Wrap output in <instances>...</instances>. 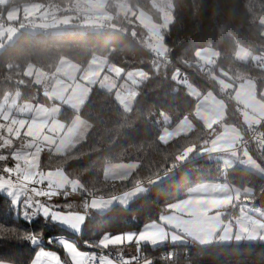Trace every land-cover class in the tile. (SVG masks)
Returning a JSON list of instances; mask_svg holds the SVG:
<instances>
[{
	"label": "trees",
	"instance_id": "16d2710c",
	"mask_svg": "<svg viewBox=\"0 0 264 264\" xmlns=\"http://www.w3.org/2000/svg\"><path fill=\"white\" fill-rule=\"evenodd\" d=\"M0 1L5 19L10 8L35 4L40 6L41 12L47 10L50 14L72 16L74 25V28H64L60 32H53L55 27H47L51 30L50 35L44 31L34 33L26 28L19 32L12 43L0 49V103L13 101L16 95H20L18 104L35 100L36 103L47 102L42 93L48 90L34 83L28 69L33 67L52 77L61 59L78 64L82 70L96 59H103L108 66L117 67L123 72V76L119 77L122 81L131 71L144 72V79L138 86V95L130 110L120 105L115 89L109 91L95 84L79 112L90 124L85 141L62 155L47 148L40 151L38 171L64 172L68 180L76 182V192L83 200L89 195L114 197L136 185L150 187L146 194L132 200L127 206L117 205L103 214L84 207L86 220L80 239L82 242L94 249H103L99 242L105 235L138 233L149 223L158 221L174 202L186 197L189 188L203 182L227 181L240 191V196L246 199L248 205L264 209V176L258 174L250 164L243 166L239 163L226 170L221 161L197 157V152L208 139V130L200 122L196 121V128L187 136L167 144L160 141L162 128L172 127L184 117H191L196 109L197 98L189 92L186 79L201 93L217 87L211 76H202L197 72L194 55L197 49L211 47L219 52L212 73L222 69L231 81L252 78L259 90L263 88L264 68L253 61L239 60L238 54L240 49L249 51L251 55L264 53V0H171L174 22L163 30L167 53L161 58L146 46L148 36L146 30L136 22V15H122L120 11L126 7L144 9L160 22L161 15L154 8L152 0L107 1V11L116 14L111 25L123 28L125 34L109 29L81 31V27L75 26L81 21V15L74 11L75 0ZM37 17L44 21L41 16ZM23 20L21 18L19 22ZM19 22L16 23L17 27ZM119 79L117 84L121 83ZM230 94L231 98L227 100L231 105L226 120L233 122L238 120L234 109L235 112L238 110ZM76 116L78 112L68 108L63 109L60 115L67 123H71ZM10 123H1L0 120L2 172L14 171L18 167L15 155L24 151L20 140H15L6 130V125ZM262 132L264 134V125ZM189 148H193L190 159L181 161L182 154ZM247 150L250 151L251 160L264 171V146L260 151L253 148ZM129 163L135 164V168L128 178L120 181L107 178L109 167ZM24 177L20 175L21 179ZM229 210L228 218L234 219L241 209L232 206ZM31 211L24 200L16 208L12 199L0 192V264H32L41 247L32 244L34 238L46 245L50 237L71 238L64 228L50 218L36 213L32 218L29 215ZM57 242L53 246L48 245V248L56 250L62 259L67 260L63 248L57 247ZM106 249L123 252L131 259L130 262L145 256L148 264H264V241L226 244L218 239L208 247L195 242L179 245L166 243L157 247L132 242ZM172 249L176 255L172 258L162 257ZM87 250L93 254L91 256L96 254L90 248Z\"/></svg>",
	"mask_w": 264,
	"mask_h": 264
},
{
	"label": "rangeland",
	"instance_id": "374dc122",
	"mask_svg": "<svg viewBox=\"0 0 264 264\" xmlns=\"http://www.w3.org/2000/svg\"><path fill=\"white\" fill-rule=\"evenodd\" d=\"M107 1L75 0L74 8L76 7V9L74 11L81 15L80 24H75V26L85 29L89 25L93 29H100L99 22L102 20L111 24L116 14L107 11ZM170 2L171 0H152L154 8L161 15L160 22L144 9L132 10L126 7L120 10L122 15H128V13H131V16L136 15V22L146 30L148 36L146 46L156 56L160 54L161 57H165L167 53L163 30L169 28L174 22ZM35 6V4H22L7 11L6 21L9 24L1 29L3 42L0 43V49L6 44L12 43L19 32L26 29L19 22L21 18L33 19L36 17L34 14ZM38 15L44 19L41 26L27 30L37 33L43 27H55L53 32L74 28L72 16L50 14L47 10L38 12ZM17 22H19V25L15 29L12 24ZM61 24H64L65 29L59 28ZM194 55L197 69L201 68L202 73L211 76L217 87L201 93L197 88L189 86V92L197 98L193 115L184 117L172 127L162 128L160 141L167 144L176 138L189 135L196 128L197 121L208 130V139L197 152V157H207L221 161L226 170L235 167L239 163L244 166L246 162L251 160L250 151L245 150L241 154L237 145L239 139L245 133V127L264 119V85L259 90L252 78H245L236 82L231 81L222 69H218L217 72L213 73L206 72L208 65L215 68L216 61L219 58V52L214 48H199ZM238 57L243 62L253 61L259 65L262 59V55H251L245 49H240ZM102 60L96 59L82 70L78 64L67 59H61L52 77L31 67L28 69V75L34 78L36 85L48 90V92L42 93V95L45 93L50 94V98L43 96L44 99H47H45L47 102L38 101L36 103L35 100L18 104L20 95H16L13 101L0 103V116L4 115L7 122H11L10 125H6V130L15 140H20L24 152L27 153L26 155H30L26 165L30 164L34 168L33 175L35 176L24 177L30 182L35 177L47 181L51 187L57 190L66 191L71 189L73 192V189H76V182L68 180L62 171L42 170L39 172L37 170V158L45 148L52 149L55 154L62 155L73 151L85 141L90 130V124L79 115V112L83 109L95 84H99L109 91L115 89L116 98L124 109L130 110L133 107L138 95V86L144 79V72L142 70L131 71L123 81L120 78L121 83L117 84V79L119 75L123 76V72L114 66L106 67V72H102V65L104 64ZM260 66L264 68V65ZM227 93H232V101L243 107V111L235 112L234 109L238 120L233 122L226 120L231 105L228 101L229 98L226 96ZM66 108L78 112V116L71 123H67L60 117L62 110ZM14 113L16 116L13 117ZM191 151H193V148L186 150L182 154L184 159L181 157V161L190 159ZM250 166L258 174L264 176V171L257 164L254 163L253 166ZM134 168L135 164L133 163L113 165L107 169L106 176L110 180L120 181L128 178ZM7 181L4 180L3 184L6 187L7 193L5 194L12 199L16 208L24 200L25 206L32 209L29 214L31 217L34 216V213H39L38 215L50 218L71 236V238L67 236L58 237L56 240L58 241L57 247L63 248L67 260L66 258L62 259L56 250H45L42 249L45 247L41 246L32 264H82L90 253L87 250L90 245L80 240L82 239L81 234L86 220L85 209H92L95 213L103 214L114 206H127L132 200L146 194L150 189L148 186L136 185L131 190L114 197H93L90 205L85 203V209L75 211L69 207L66 197L56 202L43 201L42 196L38 193L24 190V185L15 186ZM205 183L208 182L196 184L189 188L186 197L174 202L168 212H165L158 221L146 225L140 233L105 235L99 242L100 247L106 250L112 245L119 246L132 242L138 245L149 244L153 247L166 243L179 245L195 242L202 247H208L216 243L218 239L223 243L229 242L231 241L229 238L234 233V226L227 214H229V208L232 206L241 209L242 218L255 224L254 233L246 242H258L259 240L254 239L259 237L264 240V209H255L248 205L246 199L243 200L240 196V191L232 187L227 181L218 182L216 183L218 185L210 188H207L208 185H204ZM69 184H71V187H66ZM66 222L69 224H65ZM76 222L79 223L76 225ZM260 231L263 236L257 235ZM129 236L132 237L131 240L128 239ZM118 237L122 239L117 241ZM104 263L116 264L109 259L104 260Z\"/></svg>",
	"mask_w": 264,
	"mask_h": 264
},
{
	"label": "built area",
	"instance_id": "2783aa9c",
	"mask_svg": "<svg viewBox=\"0 0 264 264\" xmlns=\"http://www.w3.org/2000/svg\"><path fill=\"white\" fill-rule=\"evenodd\" d=\"M2 9V3L0 1V41H1V29L6 27L9 23L6 21L4 18V15L1 11ZM21 24L27 28H35L38 26H41L42 24V19L39 17L35 18H25ZM12 27L16 29L17 25L12 24ZM99 28L100 29H109L116 31L121 34H125V30L123 28H118L116 26H113L109 24L107 21H100L99 22ZM90 29H93V27H89V25L86 26L85 29H82L81 31L87 32ZM41 31H44L46 35L51 34V30L48 29L47 27H43ZM158 58H161V55H157ZM260 65H264V53L262 55V59L260 61ZM214 66L208 65L206 67V72H211L213 70ZM197 72H200L202 76H206L204 73H202L201 68ZM186 82L189 86L193 87V84L186 79ZM228 98H231V94L226 95ZM237 110L241 111L243 108L242 106L236 104ZM264 125V119H260L258 122L253 123L250 125L247 129L246 134L241 138L238 144V150L241 151L242 153L250 148H253L257 151H260L263 146H264V134L262 132V126ZM224 175H227L226 172H223ZM3 175L8 178V180L11 182L13 185H24L25 187L29 189H38L40 191V194L42 196H49V195H63L66 192H72L71 189H68L66 191L62 190H57L56 188L51 187L48 183L40 184L38 181H32L30 182L26 178L21 179L20 176H18L15 172L13 171H5L3 172ZM27 180V181H26ZM93 196L89 195L85 201L90 204L91 199ZM58 239V237H50L48 239L47 245L43 242H41L38 238H35L33 241V245H40L42 247L48 248V245H53L54 242ZM90 249L94 250L96 254L94 256L88 257L85 261L84 264H104V260L109 259L110 261L116 263V264H148L146 261L145 256L138 257L135 261H129L128 257L123 253H116L113 250H105V249H94L93 246L90 245ZM177 253L174 251V249L170 250L167 253H164L162 257L164 258H172L174 255ZM153 264V263H151Z\"/></svg>",
	"mask_w": 264,
	"mask_h": 264
},
{
	"label": "crops",
	"instance_id": "0c3cea01",
	"mask_svg": "<svg viewBox=\"0 0 264 264\" xmlns=\"http://www.w3.org/2000/svg\"><path fill=\"white\" fill-rule=\"evenodd\" d=\"M40 6H38V5H36L35 6V12H34V14L36 15V17H37V15H38V12H40ZM33 14V13H32ZM40 16V15H39ZM59 28H65V26H64V24H61V26L59 27ZM106 67L108 68V67H110V66H108V64H106L105 62H104V64L102 65V69H103V71L102 72H106ZM119 77H120V75H119ZM119 77H118V79H119ZM117 79V80H118ZM232 98H233V94H232ZM236 104V103H235ZM241 106V105H240ZM243 108V107H242ZM241 111H243V109L241 110ZM14 116H16V114L14 113L13 114V117ZM0 120H1V123L3 122V121H7L6 119H5V116L4 115H1L0 116ZM253 124V123H252ZM249 127V126H248ZM248 127H245V129H244V132H246V130L248 129ZM88 134V133H87ZM245 135V133L242 135V137ZM212 137V136H211ZM211 139V138H210ZM241 140V138L239 139V141ZM237 147H238V145H237ZM17 155H15V161H16V163H17V165H18V167H15V170H14V172L18 175V176H20L21 174L22 175H25V176H28L29 178L30 177H32V176H35V175H33L34 174V168H32L31 167V165L30 164H28V165H26L27 164V160H28V158H29V156L30 155H26L27 153L26 152H24V151H21V152H19V153H16ZM37 161H38V166H37V170H38V168H39V158H37ZM247 164H250V165H254V163H253V161L252 160H250L249 162H246ZM4 180L5 181H7L8 180V178H6L4 175H3V172L2 171H0V192H4V193H7L6 192V187L3 185L4 184ZM34 180H40V181H42V182H46L47 183V181H43V180H41V179H38V178H35L34 177ZM9 181V180H8ZM7 181V182H8ZM10 182V181H9ZM11 183V182H10ZM71 184H69V185H66V187H71L70 186ZM204 185H208V187L207 188H210V187H212V186H214V185H218V184H216V183H205ZM16 186V185H15ZM57 186V185H56ZM200 187H203V186H200ZM20 188V187H19ZM21 188H23V187H21ZM65 188V187H64ZM24 190H27V191H31V192H36V193H38L40 196H42L37 190H34V189H29V188H27V187H24L23 188ZM66 197V202L68 203V205H69V207H71L73 210H80V209H82V208H84L85 207V203H87L85 200H83L79 195H78V193L76 192V189H73V192H66V193H64V195L62 196H60V195H49V196H42V198H43V201H47V202H56V201H58L59 199H63V198H65ZM90 205V204H89ZM241 212V211H240ZM240 212L238 213V215L236 216V218H231L230 220H231V223L233 224V226H234V233H233V236H231L230 238H229V240H231V241H229V242H225L226 244L227 243H242V242H246V240H248L249 238H250V236H251V234H253L254 233V227H255V224H254V222H252V221H249V220H247V219H244V218H242V216H241V214H240ZM36 214H39V213H36ZM34 216H32V218H33ZM69 217V216H68ZM71 217V216H70ZM64 222V221H63ZM79 222H76V225L78 224ZM65 224H69L68 222H66ZM142 231V230H141ZM140 231V232H141ZM139 232V233H140ZM258 236H263V234H262V232L260 231L258 234H257ZM217 238V237H216ZM68 240H70V239H68ZM254 240H259V241H262L263 239L261 238V237H259L258 239H254ZM264 241V240H263ZM126 242V241H125ZM85 244H87V243H85ZM124 244H126L127 245V243H124ZM123 244V245H124ZM128 244H130V243H128ZM184 244V243H183ZM89 245V244H88ZM123 245H119V246H114V245H112L111 247H120V246H123ZM42 249H45V250H47V249H50V248H42ZM92 254V253H91ZM91 254L89 253V255H88V257H90L91 256ZM93 255V254H92ZM87 257V258H88ZM86 258V259H87ZM86 261V260H85ZM85 261L82 263V264H84L85 263ZM44 264H46V263H44ZM105 264V263H104Z\"/></svg>",
	"mask_w": 264,
	"mask_h": 264
},
{
	"label": "snow or ice",
	"instance_id": "6c2138e0",
	"mask_svg": "<svg viewBox=\"0 0 264 264\" xmlns=\"http://www.w3.org/2000/svg\"><path fill=\"white\" fill-rule=\"evenodd\" d=\"M121 239H122V238H119V237H118V238H117V241H119V240H121ZM128 239H129V240H131V239H132V237H131V236H129V237H128ZM113 242H116V241H113Z\"/></svg>",
	"mask_w": 264,
	"mask_h": 264
},
{
	"label": "water",
	"instance_id": "95a60500",
	"mask_svg": "<svg viewBox=\"0 0 264 264\" xmlns=\"http://www.w3.org/2000/svg\"><path fill=\"white\" fill-rule=\"evenodd\" d=\"M44 96H45L46 98H50V94L45 93Z\"/></svg>",
	"mask_w": 264,
	"mask_h": 264
}]
</instances>
